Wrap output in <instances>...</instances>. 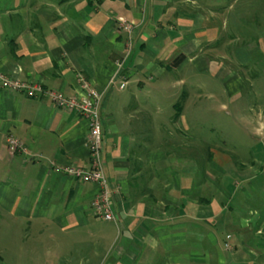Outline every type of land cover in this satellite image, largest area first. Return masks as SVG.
I'll return each mask as SVG.
<instances>
[{"label":"crops","instance_id":"0c3cea01","mask_svg":"<svg viewBox=\"0 0 264 264\" xmlns=\"http://www.w3.org/2000/svg\"><path fill=\"white\" fill-rule=\"evenodd\" d=\"M257 1L0 0V72L67 97L86 94L81 78L105 91L116 216L97 217V184L62 171L90 166L87 121L0 84V264L264 262V105L245 120L261 138L248 150L183 151L185 108L198 104L187 84L203 72L231 94L258 84L242 70L264 48V28L249 45L242 23L261 15L248 9ZM120 17L135 22L128 55ZM10 136L26 151L11 152Z\"/></svg>","mask_w":264,"mask_h":264},{"label":"rangeland","instance_id":"374dc122","mask_svg":"<svg viewBox=\"0 0 264 264\" xmlns=\"http://www.w3.org/2000/svg\"><path fill=\"white\" fill-rule=\"evenodd\" d=\"M248 9L250 13L257 12L262 15L252 16L253 18L249 17L242 21L251 29L246 37V43L250 45L251 41H258L262 36L260 30L264 28V0L257 1L251 6L248 5ZM245 64L242 68L244 73L248 71L245 77H252L256 74L253 78L257 77L255 79L258 84L251 88L249 86L238 94L228 92V86L224 84L225 79L214 78L208 72L198 75L197 80L200 83H197V86L191 82L185 86L184 89H190V99L192 97L198 103L194 108H185V119L183 120V126H187L183 134L185 155L190 156L194 148L199 154L198 158L206 160L210 147L223 143L227 147H237L242 144V149L246 151L251 143H258L261 140L256 133L249 131L247 133L244 123L256 114L259 105H264V48L246 53ZM185 71H191V69L185 68ZM238 98L241 99V103L234 102V99ZM173 103L172 98L162 101L161 107L166 115L174 113ZM238 103L241 104L240 107H236ZM179 151L181 152L182 149ZM203 167L202 165L201 169ZM228 264H264V262L232 260Z\"/></svg>","mask_w":264,"mask_h":264},{"label":"built area","instance_id":"2783aa9c","mask_svg":"<svg viewBox=\"0 0 264 264\" xmlns=\"http://www.w3.org/2000/svg\"><path fill=\"white\" fill-rule=\"evenodd\" d=\"M119 24L128 36L127 55L131 52L133 42L131 33L135 27V22L125 17H120ZM83 86L87 89L84 96L67 97L61 92L46 88L41 83L21 80L15 76H10L0 72V84L3 88L24 92L29 97H48L55 107L68 109L77 112L88 123V148L90 166H66L62 171L70 176H74L83 182L95 183L98 191L91 200V208L94 214L107 221L116 219L113 207V190L104 169V147L105 138L102 125V105L105 91L97 90L81 78ZM126 86L123 82L121 88ZM7 143L11 152L26 151L23 143L14 137H8Z\"/></svg>","mask_w":264,"mask_h":264}]
</instances>
